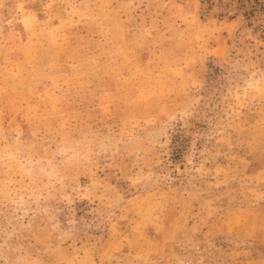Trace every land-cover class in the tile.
<instances>
[{
  "label": "rangeland",
  "instance_id": "rangeland-1",
  "mask_svg": "<svg viewBox=\"0 0 264 264\" xmlns=\"http://www.w3.org/2000/svg\"><path fill=\"white\" fill-rule=\"evenodd\" d=\"M0 264H264V0H0Z\"/></svg>",
  "mask_w": 264,
  "mask_h": 264
}]
</instances>
